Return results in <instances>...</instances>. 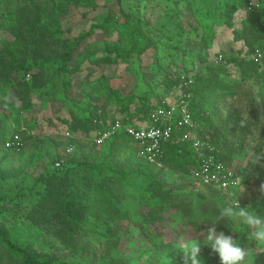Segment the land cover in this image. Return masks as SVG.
Listing matches in <instances>:
<instances>
[{
  "label": "trees",
  "instance_id": "trees-1",
  "mask_svg": "<svg viewBox=\"0 0 264 264\" xmlns=\"http://www.w3.org/2000/svg\"><path fill=\"white\" fill-rule=\"evenodd\" d=\"M115 1L118 12L108 8L105 13L96 14L88 29L70 37L65 33L71 29L64 28L62 22L72 8L85 7L81 13L87 17L90 9L98 10L108 4L100 5L96 0H0V30L8 35L0 37V88L13 86L16 99L12 102L6 98L0 103L19 106L13 112H0V149L5 153L3 157L8 158L23 154L29 147L32 152L25 160L29 164L51 157L48 165L25 186L24 194L20 190L18 196L8 198H13L12 202L31 223L45 227L88 264H129L130 257L120 249L122 228L116 223L129 215L120 193H134L140 202L147 201L148 196L154 202L141 221L144 234L170 264H184L183 251L174 241L165 240L164 232L154 224L164 221L166 208H171L178 212L185 226L207 231L215 223L217 232L234 237L231 221L216 222L219 209L226 205L227 194L211 185L204 186L217 191L213 196L202 190L188 192L185 188L167 187L161 180L160 164L182 172L190 170L191 174L198 167L188 140L166 144L158 165L143 158L136 141L123 130L100 144L94 143L88 138L90 131L103 129L115 119L107 112L109 98L102 97L99 91L114 95L123 121L125 117L142 121L181 87V74H191L193 82L181 89L190 94L189 109L197 121V133L214 147L218 159L227 164L235 162L242 182L254 181L261 186L264 184V0H258V5L251 9L247 6L253 0H171V4L158 0ZM180 3L184 8L179 7ZM148 8L151 12L156 10L150 18ZM240 8L245 13L240 27H234ZM216 25L232 27V38L243 42L236 54L224 53L220 64H213L206 57L216 36ZM97 31L102 40H88ZM116 33L118 38L112 39ZM120 36L127 37V47L121 46ZM160 47L168 53L170 60L166 66L171 68L161 82L157 77L161 68ZM176 55L182 61L187 58L202 65L196 70L178 69ZM117 63H124L125 71L135 70L139 74L127 93L113 87L110 76H94L101 64ZM85 69L76 87L73 86L72 77ZM54 72L61 76L59 87L51 80ZM140 81L145 86L141 90ZM158 82L163 85L160 91L156 90ZM75 88L79 96L71 94ZM41 91L67 107L68 116L60 120L75 138L26 126L19 129L20 114L32 106L31 93ZM15 134L23 142L19 151L4 145ZM253 135L255 144L250 156L246 162H237L247 138ZM69 144L74 146L71 152L66 151ZM131 177L142 178V187L129 189ZM252 206L256 214L264 217V193ZM5 222L0 216V264H78L16 239ZM243 230L251 231L244 225ZM200 246L202 264H220L210 245ZM256 260L264 264V254Z\"/></svg>",
  "mask_w": 264,
  "mask_h": 264
},
{
  "label": "rangeland",
  "instance_id": "rangeland-1",
  "mask_svg": "<svg viewBox=\"0 0 264 264\" xmlns=\"http://www.w3.org/2000/svg\"><path fill=\"white\" fill-rule=\"evenodd\" d=\"M100 5L108 4L107 7H103L98 10H89L87 17L82 16V11L86 10L85 7H76L72 8L70 15L63 19V27L70 28L71 31H66L65 35L73 37L77 34L81 29H88L92 17L99 13H105L108 8L111 10L118 12V5L115 0H96ZM163 4H171V0H158ZM253 2H259L258 0H253ZM105 3V4H104ZM106 6V5H105ZM179 7L184 8V4L180 3ZM88 10V9H87ZM156 10L150 11V8L147 10L148 17L150 18L155 14ZM245 13L244 8H240L235 14V23L234 27H240V20L243 18ZM188 15V14H186ZM216 36L210 42L207 54V60L213 64H220L222 61V55L225 53L236 54L237 50L243 46V42L235 41L232 36V27H222L215 26ZM0 37L7 38V33H4L0 30ZM112 39L118 38V34H113ZM102 35L99 31L95 32L92 36L88 37V40H102ZM120 44L123 47L128 46L127 37L120 36ZM161 68L157 73V77L159 78V82L165 73L169 74L171 72V68L166 66L167 62L170 60L168 53L163 50L162 47L159 48ZM180 55H176L177 59L176 68H194L195 70L199 68L202 63L195 62L191 63L187 58L184 60L178 59ZM124 63L117 64H101L99 67H96L97 70L94 76H98L99 74H105L110 76V83L113 87L119 88L122 90V93H127L131 88L135 78L139 77V74L134 70L133 72L125 71ZM174 68V69H176ZM87 70H83L82 73L76 74L73 76V86L76 87L79 79ZM52 72V68L49 71V74ZM61 76L58 73H52L51 80L55 82L57 87H59ZM147 79H150V73H147ZM16 80V77L13 78ZM157 83L156 90L162 88L161 83ZM140 88L144 89L145 86L142 85L140 81ZM76 90V88H75ZM100 94L102 97L109 98V106L107 112L109 116L116 117L121 115V111L119 110V102L116 100L113 94H107L105 90L100 89ZM15 91L13 86L7 85V87L0 88V100H10L12 102H16ZM78 95L77 90H72L71 94ZM79 96V95H78ZM31 101L32 106L28 108V110L23 111L20 114V128L22 129L25 126L29 127L33 130H42L48 133L60 134L62 136H68V129L66 125L61 122V118L67 117V107L64 106L61 100L51 97L47 93L41 91L32 92L31 93ZM8 102V101H7ZM12 104V103H10ZM4 103H0V112H8V111H16L19 106L13 103L16 106H13ZM15 107V108H14ZM133 106H131V110ZM12 125L8 126L10 130H12ZM15 127H18L15 125ZM254 136L247 138L246 147L243 149V154L240 160L237 162H246L248 157L251 154V149L254 146ZM67 138V137H66ZM65 139V138H64ZM52 140V139H51ZM48 143V142H47ZM50 147L56 149V146L49 144ZM66 147V146H63ZM65 149V148H64ZM61 150V149H60ZM31 149H28L20 154L21 158H19V154H12L8 156V158H4L3 150L0 149V216L1 220L7 222L6 226H8L9 230L13 232V236L20 241H27L31 243L35 248L40 249L42 251L51 252L55 254L57 257L66 259L74 262H81V264H88V262L81 260L78 256L72 254L67 248H65L60 241L53 236L51 232H49L45 227L36 225L31 223L25 215L22 213V209L20 207L15 206V202H12L14 197L18 196V192L21 190L22 194L25 193V186L31 183V179L33 176L39 174L45 165H48L50 162V156L45 158L43 161H38L36 164H29L25 160L27 157L31 155ZM51 156L54 151L51 149ZM47 160V161H46ZM261 162V160H259ZM258 161V162H259ZM235 163V162H233ZM264 164V163H263ZM158 168H161L160 178L167 187L174 188H185L188 192L195 190H202L207 194L213 196L217 191L204 186L201 182L193 178L190 170L186 172L178 171L172 168H168L163 166V164L158 165ZM130 186H135L137 188H141L143 179L139 177H131ZM141 186V187H140ZM183 186V187H182ZM240 187L234 193L236 198H231V193L223 191L226 199V205H233L232 202L234 200H238L241 207L249 206L253 210V202L258 198L261 192V186L254 181L241 182ZM223 194V195H224ZM222 195V194H221ZM20 196V195H19ZM121 200L123 204L129 209V215L127 218L120 219L116 221V223L121 226L122 230L119 232L121 243L120 249L125 252V255L130 257L129 264H170L168 259L165 257L163 253H160L153 248L150 244L149 238L144 234L141 221L146 218L147 213L149 212L150 204L154 202L153 200H148L147 198L143 201H138L136 199V195L134 193H120ZM17 202V200H16ZM156 202V201H155ZM17 208L13 210V208ZM14 208V209H15ZM24 211V210H23ZM254 211V210H253ZM165 220L162 222L155 223L159 230L164 232L163 238L165 240H172L175 244L180 247L181 241L186 239H197L200 244L207 245L206 240H204V236L202 233H206V230H194L189 226H185L182 220L179 217L178 212L175 209L166 208ZM6 216V217H3ZM10 218V220H8ZM234 238L237 239V242L240 243L245 249L248 251V255L245 258V261L242 264H258L256 258H260L264 254V246H258L255 241H250L248 239V235L251 231H244L243 225L236 226L234 225ZM262 264V262H259Z\"/></svg>",
  "mask_w": 264,
  "mask_h": 264
},
{
  "label": "built area",
  "instance_id": "built-area-1",
  "mask_svg": "<svg viewBox=\"0 0 264 264\" xmlns=\"http://www.w3.org/2000/svg\"><path fill=\"white\" fill-rule=\"evenodd\" d=\"M258 5L257 2H249L248 8ZM181 87L176 90L164 105L158 106L148 118L140 121L125 117L116 116L108 126L103 129L91 130L88 138L96 144L102 143L106 138L117 131L123 130L132 137L139 148L140 155L155 164H160V158L164 154V146L168 143L178 144L183 141H190L194 150L198 167L192 170L193 178L204 185H211L223 191L231 193V196L240 187L242 177L235 164H227L218 159L214 153L213 146L202 140L197 133V121L193 119L189 109L190 94L182 90L192 82L191 74H181L179 76ZM69 137H74L72 133H66ZM4 145L19 151L23 142L18 134L13 135ZM74 146L69 144L67 152H71ZM58 165V163H56ZM236 198V195H235ZM237 199V198H236ZM238 200H234V204Z\"/></svg>",
  "mask_w": 264,
  "mask_h": 264
},
{
  "label": "clouds",
  "instance_id": "clouds-1",
  "mask_svg": "<svg viewBox=\"0 0 264 264\" xmlns=\"http://www.w3.org/2000/svg\"><path fill=\"white\" fill-rule=\"evenodd\" d=\"M261 192L264 193V184L261 185ZM227 219L233 225H244L251 229L248 235L250 241H255L258 246H264V217L259 216L249 206L241 207L238 201L233 205H225L219 209L220 220ZM207 245L212 251L218 254L220 264H242L245 261L248 251L233 235H226L223 231L217 232L216 224L208 228L206 233H202ZM180 249L184 253V264H202L199 259L201 252L200 242L197 239H186L181 241Z\"/></svg>",
  "mask_w": 264,
  "mask_h": 264
}]
</instances>
